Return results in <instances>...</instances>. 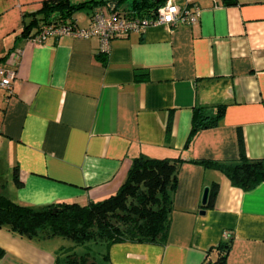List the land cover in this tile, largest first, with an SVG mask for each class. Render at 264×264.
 Returning a JSON list of instances; mask_svg holds the SVG:
<instances>
[{
	"label": "crops",
	"instance_id": "crops-1",
	"mask_svg": "<svg viewBox=\"0 0 264 264\" xmlns=\"http://www.w3.org/2000/svg\"><path fill=\"white\" fill-rule=\"evenodd\" d=\"M44 1L0 0V67L17 71L11 90L0 86V195L35 207L87 204L117 192L136 157H182L166 242L115 243L100 264H213L229 235L226 264H264V182L244 190L188 161L238 158L240 134L248 156L264 158V0H195L196 24H154L115 38L109 53L97 35L28 37ZM101 7L114 11H78L77 25ZM222 105L219 124L188 144L197 108L212 117ZM57 240L0 227V264H57Z\"/></svg>",
	"mask_w": 264,
	"mask_h": 264
},
{
	"label": "trees",
	"instance_id": "trees-1",
	"mask_svg": "<svg viewBox=\"0 0 264 264\" xmlns=\"http://www.w3.org/2000/svg\"><path fill=\"white\" fill-rule=\"evenodd\" d=\"M45 0L40 10L42 17H35L25 28L29 36L32 26L43 23H57L69 20L76 23L75 14L84 8L108 5L114 11L121 6L128 13L140 17H150L167 0ZM226 5L237 4L238 0H222ZM128 2V3H127ZM42 23V24H43ZM41 23L38 26L41 27ZM103 53V52H101ZM104 59V58H103ZM105 60V59H104ZM225 106H220L215 116H208L204 107H198L193 119V127L188 144L202 129L217 126L224 116ZM171 122L168 123V131ZM182 157L153 158L136 157L125 182L119 190L103 199L87 204L78 202H59L40 207L19 203L7 195H0V227L29 240L63 237L74 244L64 246L57 254V264H100L93 252L77 251V246L89 242L106 244L103 258H109L110 247L119 242H147L164 244L167 240L174 209V194L178 187V174ZM221 169L232 184L244 190H252L264 182V158L249 157L243 135L240 134V155L236 159H191ZM15 178L21 181L18 168ZM219 183L210 187L206 207H213L219 191ZM233 244L229 235L227 241L217 247L218 257L213 264H226ZM4 249L0 247V257ZM211 264V263H209Z\"/></svg>",
	"mask_w": 264,
	"mask_h": 264
},
{
	"label": "built area",
	"instance_id": "built-area-1",
	"mask_svg": "<svg viewBox=\"0 0 264 264\" xmlns=\"http://www.w3.org/2000/svg\"><path fill=\"white\" fill-rule=\"evenodd\" d=\"M201 8L195 0H167L161 5L154 16L140 17L120 11L106 12L102 7L96 9L87 27H79L77 23L63 20L57 23H43L40 30L30 38L43 42L53 36L72 35L90 37L97 35L102 42V52L109 53L115 38L126 36L132 32L145 31L154 24L178 26L194 25L200 19ZM17 78L15 68L0 67V86L11 90ZM228 236V233H226Z\"/></svg>",
	"mask_w": 264,
	"mask_h": 264
},
{
	"label": "rangeland",
	"instance_id": "rangeland-1",
	"mask_svg": "<svg viewBox=\"0 0 264 264\" xmlns=\"http://www.w3.org/2000/svg\"><path fill=\"white\" fill-rule=\"evenodd\" d=\"M89 10L90 9H88V8H84V9H82L80 11L83 12V13H87ZM57 241H60L61 244L65 245L67 247L69 245H73L74 244L71 240L63 238V237H58ZM76 249H77V251L79 253H81V252L84 253L87 250L93 252L94 257L97 259L98 262H100L99 259H101L103 257V254L106 252V244H104L102 242L96 243L94 241H91L86 246H77Z\"/></svg>",
	"mask_w": 264,
	"mask_h": 264
},
{
	"label": "water",
	"instance_id": "water-1",
	"mask_svg": "<svg viewBox=\"0 0 264 264\" xmlns=\"http://www.w3.org/2000/svg\"><path fill=\"white\" fill-rule=\"evenodd\" d=\"M209 193H210V187H206L204 196H203V204L207 203L208 198H209ZM202 212H205V210H203Z\"/></svg>",
	"mask_w": 264,
	"mask_h": 264
}]
</instances>
